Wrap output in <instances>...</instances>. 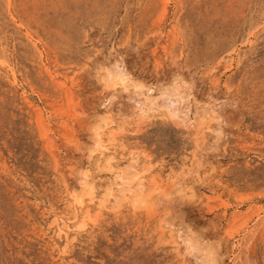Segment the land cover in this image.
I'll list each match as a JSON object with an SVG mask.
<instances>
[{
	"label": "rangeland",
	"instance_id": "1",
	"mask_svg": "<svg viewBox=\"0 0 264 264\" xmlns=\"http://www.w3.org/2000/svg\"><path fill=\"white\" fill-rule=\"evenodd\" d=\"M217 263L264 264V0H0V264Z\"/></svg>",
	"mask_w": 264,
	"mask_h": 264
},
{
	"label": "bare ground",
	"instance_id": "2",
	"mask_svg": "<svg viewBox=\"0 0 264 264\" xmlns=\"http://www.w3.org/2000/svg\"><path fill=\"white\" fill-rule=\"evenodd\" d=\"M108 80H109V82H111L114 85L116 84V81H119L122 85H127V87H128V81H129L128 77L125 74V72L122 71V70H118V71L110 74L109 77H108ZM103 125H104L103 127L100 126L101 131H100V128H99L100 132H98L96 134V143L99 146H104V144H105V135L102 132V130H104L106 128L107 129L111 128V125L108 124V123L107 124L103 123ZM100 158L101 159L104 158L102 154H100ZM141 168L142 167L140 165L139 160L137 158H133L131 160V164L128 167L127 171H128V174H130L134 179H137V177L140 176L139 175V171L141 170ZM83 177H84V179H83V182H84L83 190H84V192H86V194L89 195L91 198H95L96 197L97 183L90 176L89 172H86V174H84ZM118 186H119L118 184L112 183L109 186V190H108L109 191V195L108 196H113V193L115 192V188L118 187ZM147 192L148 191H147L146 185L144 184L143 181H140L138 184L136 183L135 185H133L131 187H128L126 189H122L121 190V194H122L121 197L124 198V199H132V200H134L133 202L141 201V202H145V203L147 202L148 203V200L151 198V196H149L148 195L149 193L147 194ZM150 201L151 200H149V202ZM81 204H84V201H82ZM217 255H218V253H217Z\"/></svg>",
	"mask_w": 264,
	"mask_h": 264
}]
</instances>
